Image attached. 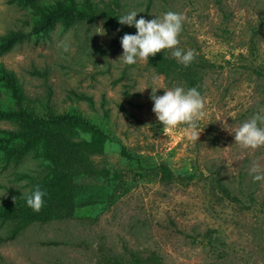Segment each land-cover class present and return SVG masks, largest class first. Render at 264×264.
Returning <instances> with one entry per match:
<instances>
[{
	"label": "rangeland",
	"instance_id": "374dc122",
	"mask_svg": "<svg viewBox=\"0 0 264 264\" xmlns=\"http://www.w3.org/2000/svg\"><path fill=\"white\" fill-rule=\"evenodd\" d=\"M120 10L139 12L137 19L166 11L183 17L177 47L215 64L194 86L202 114L191 125L163 127L149 86L159 77L165 87L190 88L185 74H161L147 60L124 65L122 36L106 18L35 33L31 9L0 0V35L26 33L0 63L17 74L31 104L80 114L108 135L92 157L101 174L76 179L73 218L34 222L14 237L15 223L0 220V264H112L134 256L264 264V145L245 147L232 132L264 115V0H122ZM2 101L15 106L9 96ZM163 163L175 175L169 183L161 181ZM47 173L48 162L33 153L0 159V203Z\"/></svg>",
	"mask_w": 264,
	"mask_h": 264
},
{
	"label": "trees",
	"instance_id": "16d2710c",
	"mask_svg": "<svg viewBox=\"0 0 264 264\" xmlns=\"http://www.w3.org/2000/svg\"><path fill=\"white\" fill-rule=\"evenodd\" d=\"M121 1L8 0L11 4L31 9L30 25L35 33L52 28L56 22L69 27L101 17L117 27L121 36L125 33L135 34V28L118 21L117 17L124 14L120 10ZM25 37L26 33L21 29L0 35V56L23 42ZM147 61L157 72L167 76L184 73L190 88L198 83L204 71L215 67L208 60L198 59L184 66L163 49ZM256 72L260 74L263 71L256 68ZM4 95L9 96L15 106H4ZM0 121L13 125L12 128H0V159L20 161L28 153H33L36 158L48 162V173L33 185H39L46 192L45 202L39 211H33L26 205L25 192L20 190H14L11 199H4L0 203V220L15 223L11 235L16 236L34 222L73 218L79 206L76 179L82 175L94 177L101 174L92 157L103 152L108 138L106 132L77 113L60 112L50 106L45 111H38L25 94L17 74L3 63H0ZM83 134H89V138L84 139ZM160 174L161 181L167 183L175 176L166 163L160 166ZM216 183L223 193L237 199L219 178ZM112 264L165 263L157 256H134L128 263L120 260Z\"/></svg>",
	"mask_w": 264,
	"mask_h": 264
},
{
	"label": "clouds",
	"instance_id": "9594fccd",
	"mask_svg": "<svg viewBox=\"0 0 264 264\" xmlns=\"http://www.w3.org/2000/svg\"><path fill=\"white\" fill-rule=\"evenodd\" d=\"M139 12L132 10L120 15L118 21L122 25L134 26L135 34L125 33L120 37L123 52L119 59L124 65H134L140 60H147L155 56L162 49H171V55L184 66H188L194 59L191 49L185 50L177 47L180 43L178 37L182 31L183 17L176 12L166 11L162 17L156 16L146 19ZM150 99L153 101L152 111L157 120L165 128H173L181 124L191 125L194 118L202 114L203 98L197 88L183 86L165 87L160 83L159 77H153ZM147 88V87H146ZM164 89L163 94H157ZM264 115L255 114L250 120L243 122L238 128L232 130L235 142L245 147L264 145ZM256 172V168L251 169ZM254 179H261L259 175ZM26 205L33 211H39L43 206L46 192L35 185L31 191L23 193Z\"/></svg>",
	"mask_w": 264,
	"mask_h": 264
}]
</instances>
